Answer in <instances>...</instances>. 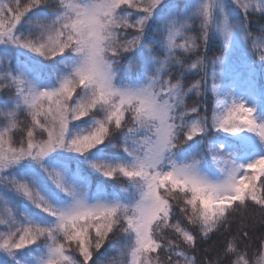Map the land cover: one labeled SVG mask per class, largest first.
Here are the masks:
<instances>
[{
  "label": "snow or ice",
  "instance_id": "1",
  "mask_svg": "<svg viewBox=\"0 0 264 264\" xmlns=\"http://www.w3.org/2000/svg\"><path fill=\"white\" fill-rule=\"evenodd\" d=\"M0 264H264V0H0Z\"/></svg>",
  "mask_w": 264,
  "mask_h": 264
},
{
  "label": "trees",
  "instance_id": "2",
  "mask_svg": "<svg viewBox=\"0 0 264 264\" xmlns=\"http://www.w3.org/2000/svg\"><path fill=\"white\" fill-rule=\"evenodd\" d=\"M218 54H219L218 46H217L216 48H214V49L209 53L210 56H215V55H218ZM211 246H214V241L209 242V244H206V245H205V247H211Z\"/></svg>",
  "mask_w": 264,
  "mask_h": 264
}]
</instances>
